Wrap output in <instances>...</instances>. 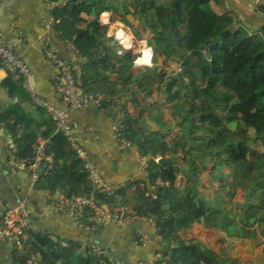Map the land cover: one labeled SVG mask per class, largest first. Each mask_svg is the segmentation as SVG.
<instances>
[{
  "label": "trees",
  "instance_id": "16d2710c",
  "mask_svg": "<svg viewBox=\"0 0 264 264\" xmlns=\"http://www.w3.org/2000/svg\"><path fill=\"white\" fill-rule=\"evenodd\" d=\"M49 1L55 37L79 57L72 64L80 89L102 95L100 108L110 112L121 104L119 95L128 94L140 106L137 116L125 113L120 122L121 137L136 146L140 157H150L144 176L129 185H135L140 201L133 211L155 220L154 237L145 247L151 255L146 264H244L203 241L180 237L179 231L200 223L229 237H264V25L257 28L242 18L228 0ZM240 2L264 14V0ZM109 11L149 42L152 66H135V53H118L110 44L109 24L102 20ZM172 59L179 70L166 65ZM8 69L3 87L19 101L0 109V126L9 133L8 125L16 123L18 133L10 136L14 155L30 160L41 124L32 125L21 109L20 101L31 96L23 78ZM155 93L163 101L161 107L159 100L150 107L142 105ZM150 108L161 112L160 126L153 132L143 129L136 145L140 118ZM43 139L53 160L46 169L48 160L42 159L36 189L59 190L65 199L94 195L107 207L117 205L114 197L106 198L93 188L56 121L48 123ZM159 156L181 159L183 164L163 165L155 161ZM81 214L83 223L100 230L90 210ZM20 242V247L9 242L18 264H131V259L99 253L90 242L54 240L32 229Z\"/></svg>",
  "mask_w": 264,
  "mask_h": 264
},
{
  "label": "crops",
  "instance_id": "0c3cea01",
  "mask_svg": "<svg viewBox=\"0 0 264 264\" xmlns=\"http://www.w3.org/2000/svg\"><path fill=\"white\" fill-rule=\"evenodd\" d=\"M52 8L53 3L49 0H0V33L14 44L15 50L31 66L40 95L52 104L59 105L54 84L55 67L45 53V44L52 41L61 55L71 62L79 60V57H76L70 45L57 40L52 29H47L46 21L52 16ZM9 73V69L0 63V109L19 101L18 96H9L3 87V81ZM142 105L150 107L145 101ZM20 106L32 118V125L41 124L36 131L39 133L38 142L43 139L52 118L44 108L36 106L32 99L21 100ZM139 109L140 106L131 100L129 104L121 102L113 112L89 103L75 111L71 117L77 125L76 140L88 150L107 182L118 187L113 200L115 205L127 202L134 205L140 202L135 185L130 189L129 185L144 176L145 167H142L140 161L146 157H140L136 146L131 143L122 146L114 137L113 130L120 111L137 116ZM159 112L152 108L145 115L160 126ZM28 172L9 161L7 137L0 133V223L1 212L5 207H16L23 202L29 211L34 231L53 239L61 237L82 243L90 242L106 254H114L126 262L131 259V264L149 262L151 255L145 247H149L148 241L154 235L148 221L134 219L122 225L97 222L100 229L97 231L96 227L93 229L87 226L85 221L82 224L77 222V218L68 211H55L53 204L64 197L63 193L59 190L52 192L36 189ZM91 220L95 221L93 216ZM195 224L199 223L193 226ZM12 247L13 243L0 240V264H18L12 258Z\"/></svg>",
  "mask_w": 264,
  "mask_h": 264
},
{
  "label": "built area",
  "instance_id": "2783aa9c",
  "mask_svg": "<svg viewBox=\"0 0 264 264\" xmlns=\"http://www.w3.org/2000/svg\"><path fill=\"white\" fill-rule=\"evenodd\" d=\"M53 22L54 19L50 16L46 21L47 29H52ZM143 52L141 55H143ZM45 53L55 67L54 84L56 93L58 94L60 100L59 105L52 104L40 95L34 80L31 66L24 59V57L15 50L14 44L4 39L0 33V63L6 68L16 71L23 78L24 86L29 92L34 104L44 108L51 118L56 121L57 130L63 132L67 136L72 148L81 159L83 167L89 175L93 188L103 194L106 198L114 197L117 193L118 187H115L111 183L107 182L100 169L91 158L88 150L81 144V142L76 140L75 134L77 125L71 118L75 111L85 107L89 103L100 106L103 97L100 94L90 95L80 89L79 80L73 72L72 62L65 59L58 52L52 41L45 44ZM141 55L137 56L138 59L136 58L135 60V66H151V55L148 62H141ZM178 69L179 67L177 70ZM158 99V93H155L152 96H148L145 100L148 105H153ZM123 115H125V112L121 111L117 122L113 125V130L114 137L121 143L122 146H125L128 145L129 142L121 137L120 120ZM0 133L7 137L9 161L18 168L29 170L31 172L30 180L35 186L36 181L39 178V170L41 169L42 159L45 158L48 160L46 169L51 167L53 160L52 155H47L45 152L47 144L46 140L42 138L39 139L35 146L34 155L30 160L26 158L17 160L14 155L16 152V145L10 138L9 133L1 126ZM148 160L149 159L146 157L140 161L142 167L146 166ZM54 209L55 211H68L69 213L75 214L77 222L80 224L83 223V221L79 218L82 215V211L88 209L93 214V218L97 222L122 225L129 220L137 219L146 220L152 226H155V220L153 217H139L133 211L132 207L128 205L126 207L119 206L115 208H108L105 205V202L103 203V201L96 199L94 195L70 200H57L54 204ZM1 214L2 224L0 225V238L2 237L9 241H15L16 244H20L21 235L25 230L30 228L31 223L29 211L25 204L22 202L16 207H5Z\"/></svg>",
  "mask_w": 264,
  "mask_h": 264
},
{
  "label": "rangeland",
  "instance_id": "374dc122",
  "mask_svg": "<svg viewBox=\"0 0 264 264\" xmlns=\"http://www.w3.org/2000/svg\"><path fill=\"white\" fill-rule=\"evenodd\" d=\"M244 3L248 4L250 1L252 4L255 3L256 0H242ZM252 8V7H249ZM102 20L105 23L109 24V30H108V35L112 37L113 30L116 31L115 29L121 28L123 32L127 35V42L129 43L130 40H133V44L130 49H126L122 47H117L116 45H119L115 42L114 36L113 41H111V45L113 47L117 48L118 53H122L123 50H129L135 53L136 55H141L145 47H149L150 44L145 38H139L136 37L133 34V31L130 26L122 23L121 21L117 19H113L112 13L105 12L102 15ZM121 51V52H120ZM137 58V57H136ZM138 59V58H137ZM169 68H175L176 70L178 68L177 61L172 59L168 60L166 64ZM150 66V65H149ZM152 66V65H151ZM120 97V98H119ZM148 97V96H147ZM145 97V99L147 98ZM120 100V102L123 103H130V100L132 101L131 97L127 95H119L117 97V100ZM146 102V100H144ZM130 108V107H128ZM169 138H167V141ZM254 142H251L253 145ZM35 151V149H34ZM150 160V157H147ZM149 160L147 164L149 163ZM146 164V166H147ZM200 171H202V167L199 166ZM206 173L203 174V178H205ZM218 186V183H216ZM241 192H239V195ZM221 193L218 191L217 196L221 197ZM66 200L65 198H62ZM237 199V198H236ZM130 206L133 207L131 204H125L123 203L122 205L117 204L116 206L113 207H108V208H115L119 206ZM133 209V208H132ZM179 236L184 238V239H190V238H195L200 241H203L206 245H208L211 249H213L215 252L219 254H226L230 255L233 257L238 258L242 263L244 264H255V259L258 255H260L262 252H264V237H262L260 234H256L252 237H247V238H241V237H229L226 234L220 232L216 228H209L204 224H195L194 226L184 228L179 231ZM264 264V257H259L256 259V264Z\"/></svg>",
  "mask_w": 264,
  "mask_h": 264
},
{
  "label": "water",
  "instance_id": "95a60500",
  "mask_svg": "<svg viewBox=\"0 0 264 264\" xmlns=\"http://www.w3.org/2000/svg\"><path fill=\"white\" fill-rule=\"evenodd\" d=\"M63 2L64 0H58L56 4L59 5V4H62ZM228 3L231 6V8L234 9L242 18L258 24L257 28H260L259 25H264V14L259 13L255 11L254 9L245 6L243 3L240 2V0H228ZM149 50L151 53L150 55L152 57L153 49L151 46H149ZM162 105H163V101L160 98L159 106L161 107ZM139 127L141 130L139 131V137H137L136 139V145H138L141 141V138H142L141 131L143 129L147 132H153L159 128V125L157 124V122L151 120L147 115H143L140 118ZM162 129L164 128L162 127ZM8 131H9V136L11 135L16 136L18 133L16 123L14 122L10 123L8 125ZM157 162L163 165H166V164L182 165L183 164V161L181 159H169L168 157H163V156L158 157ZM262 256L264 257V252L258 255L256 259ZM256 259H255V264H256Z\"/></svg>",
  "mask_w": 264,
  "mask_h": 264
},
{
  "label": "bare ground",
  "instance_id": "6f19581e",
  "mask_svg": "<svg viewBox=\"0 0 264 264\" xmlns=\"http://www.w3.org/2000/svg\"><path fill=\"white\" fill-rule=\"evenodd\" d=\"M116 31V39L117 41H120L121 44H123L126 48L130 49L132 44H133V40L131 39L130 42H127V35L125 34V32H123V30L121 28L119 29H115ZM143 55L140 56V61L141 62H148L149 61V57H150V50L149 47H145L143 50ZM258 264V263H257Z\"/></svg>",
  "mask_w": 264,
  "mask_h": 264
},
{
  "label": "clouds",
  "instance_id": "9594fccd",
  "mask_svg": "<svg viewBox=\"0 0 264 264\" xmlns=\"http://www.w3.org/2000/svg\"><path fill=\"white\" fill-rule=\"evenodd\" d=\"M113 38H114V40H115V42L117 43V44H119L121 47L123 46L124 48H126L123 44H121L120 43V41H117V39H116V35H115V31L113 30V33H112V35H111ZM122 47V48H123ZM126 49H128V48H126ZM153 49V48H152ZM138 56V55H137ZM152 57H153V54H152ZM152 59V58H151ZM152 61V60H151ZM148 66V65H147ZM179 70V69H178ZM158 100H160V98L158 99ZM149 106H152V105H149ZM118 120V119H117ZM164 128V127H163ZM165 129V128H164ZM130 144V143H129ZM160 157V156H159ZM158 158V157H157ZM157 158H155V161H157ZM73 199H76V198H73ZM58 200V199H57ZM56 200V201H57ZM60 200V199H59ZM66 200H70V199H66ZM10 207V206H9ZM133 208V207H132ZM3 211V210H2ZM2 213V212H1ZM91 213V212H90ZM92 214V213H91ZM75 217H76V215L75 214H73ZM93 215V214H92ZM29 217H30V215H29ZM143 217H146V216H143ZM1 219H2V214H1ZM31 220V219H30ZM95 220V219H94ZM96 221V220H95ZM143 221V220H142ZM97 222V221H96ZM2 224V220H1V223H0V225ZM152 226V225H151ZM152 227H155V226H152ZM29 229H32V223H30V228ZM29 229H27V230H29ZM33 230V229H32ZM26 231V230H25ZM24 231V232H25ZM24 232H23V234H24ZM22 234V235H23ZM21 235V236H22ZM57 238L55 237L54 238V240H56ZM0 240H5V241H8V242H11V241H9V240H6V239H4V238H0ZM64 243H66V242H63V245H65ZM20 244H21V242H20ZM20 244H16V246L17 245H20ZM18 247V246H17ZM97 247V246H96ZM97 249V251L99 252V253H101V254H104L105 255V252L104 251H102V249H100L99 247H97L96 248Z\"/></svg>",
  "mask_w": 264,
  "mask_h": 264
}]
</instances>
